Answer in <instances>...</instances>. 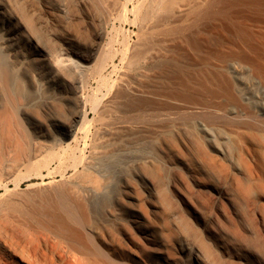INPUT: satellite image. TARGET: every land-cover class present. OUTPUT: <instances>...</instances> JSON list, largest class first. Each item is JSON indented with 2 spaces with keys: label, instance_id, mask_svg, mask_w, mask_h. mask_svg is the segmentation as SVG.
I'll use <instances>...</instances> for the list:
<instances>
[{
  "label": "rangeland",
  "instance_id": "rangeland-1",
  "mask_svg": "<svg viewBox=\"0 0 264 264\" xmlns=\"http://www.w3.org/2000/svg\"><path fill=\"white\" fill-rule=\"evenodd\" d=\"M121 1H126L129 9L127 21L122 22L118 17L124 12L123 4L117 0L7 1L11 17L22 22L24 32L14 48L25 53L29 44L34 43L43 45L41 48L50 55L70 50L87 55L89 48L95 47L99 49L98 54L90 65L102 62L106 64V70L109 68L107 73L105 70L97 75L98 80L91 79L84 91V96L90 99L85 106L87 118L91 124L94 122V127L89 125L90 122L86 127L91 132L99 131L97 137L101 141L97 140L98 153L91 159L95 164L89 163L81 169L88 171L92 167L91 172L97 168L96 172L108 179L103 184L107 191L97 200L95 212V221L100 222L96 227L100 241L104 240L106 247L113 250L112 254L138 253L144 256L147 264H156L150 256L156 249L170 256L175 264H186L181 249L188 250L193 258L207 254V264H264V0H256L263 1L260 11L251 7L253 0H241L230 8L226 18L219 12L222 10L220 2L212 7L213 17L192 16L181 2L170 14L152 13L147 22H143L146 26L143 29L141 23L136 22V14L144 0ZM209 1L197 2L200 11ZM1 2L6 4V0ZM0 36L1 41L4 37L1 28ZM196 43L201 45L196 46ZM133 49L139 53V50L144 51L138 53L140 59L133 62L134 65L130 59ZM8 50L12 59H16V53H12L10 47ZM208 51L213 53L209 58L211 61L207 58ZM123 52L130 61L124 58ZM222 53L233 55L221 62L219 56ZM259 68L262 73L257 72ZM71 69L65 72L72 74ZM200 72L218 77L223 86L229 83L230 91L238 101L226 104L221 95L194 102L184 99L197 92L193 87L200 81ZM73 74L65 77L73 82L78 73ZM31 89L35 102L37 87ZM57 90L46 88L41 100L22 109L20 118H25L22 120L24 129L16 126V115L12 116L15 121L11 123V132L20 139L19 129L21 132L26 129L22 132L25 133L22 143L26 142L28 149L31 139L41 137L54 150L48 148L53 154L46 150L45 156L44 151L38 165L44 162L40 166L51 164L55 168L58 162L55 158L62 155L64 158L60 156L62 165L58 171L64 169L70 173L73 159L77 160L79 152L75 150V158L74 147H66L70 140L63 133L70 126L68 124L72 125L73 117L79 116L80 108L66 90ZM110 91H120L114 104L110 105L114 107L102 109L105 112L97 116L92 109L94 101L105 99ZM1 97L0 109L4 107V111L6 107ZM139 98L148 109L143 113L144 117L133 111L132 102ZM119 106L125 111L124 116ZM101 114L106 119H99ZM125 114L129 118L125 119ZM3 120L1 127L5 123ZM2 131L6 134L4 129ZM53 138L60 139L56 141L62 146L53 147ZM80 138L81 135L78 139H83ZM12 143L13 147L14 141ZM0 145L1 157L6 153L8 156L13 154L10 157L14 158L21 153L17 147L16 152L10 149L7 141ZM61 148L65 150L61 152ZM28 153L25 151L20 155L25 157ZM23 169L18 172L24 173ZM109 211L112 216L107 215ZM137 217L159 240L160 247L143 242L131 225Z\"/></svg>",
  "mask_w": 264,
  "mask_h": 264
},
{
  "label": "bare ground",
  "instance_id": "bare-ground-1",
  "mask_svg": "<svg viewBox=\"0 0 264 264\" xmlns=\"http://www.w3.org/2000/svg\"><path fill=\"white\" fill-rule=\"evenodd\" d=\"M7 1L8 0H6V4L5 2L0 3V28L4 34V37L0 41V92H1L0 96H2L1 99L3 101V105L6 107L4 111L2 110V108L4 107L0 109V111L4 112L3 114L1 112L0 115H2L3 117L2 116L0 117L4 119L3 121L5 123H7L6 125L4 122H3L4 124L2 123L3 126H5V127L2 126L3 128L0 126V128H2L0 130L1 131L0 143H2L3 141H7L8 144L10 145V149L12 148L13 150H15V152L17 147L19 152H21L20 154H22L25 151L28 153V150L29 153L25 157L24 156L22 157L20 154L15 153V155L18 154L15 156L16 158L10 157L13 155L12 154L13 152H11L12 155L10 156L6 155L5 152H4L5 156L2 157L0 156V168H1L0 169V264H147L146 260H144L145 259L144 256L141 257L140 256L141 254L139 255L138 253H137L138 255L136 253L131 255L112 254L113 250L111 251L106 247V245L102 242L104 240L101 239L102 241H100L98 237L99 234L96 231L97 230L96 227L100 225L99 224L100 222L98 223L97 221H95L96 219L95 212L97 210L96 207L99 202V201L97 202V200L100 197L102 198V196H104L103 194L106 193L107 191L104 190L105 185L103 186V184L104 182L106 183L108 179L107 176H103L101 173L96 172L97 168L96 171H91V172L89 171L90 169H92L91 166H90L91 168H89L88 171L81 169V167L84 165L89 166V163L95 164V161L92 162L91 159H93L97 155L96 153H98L96 152L97 151L96 145L99 144V142H97V140L100 138L97 137L99 135V131L95 130L91 132V130L88 129V126L86 127L87 123L90 122V120L88 121L85 106L87 105L88 102L90 103V99L89 97L87 98V96H84V91L91 79H97L98 78L97 75L106 70V66H105L106 64L105 63H104L105 65L101 64L102 62H100V64L98 63V64L90 65V63L95 59V56L98 54L99 49L95 47H91L89 48V53L87 55L83 53H78L77 51H73V50L58 55H50L47 52H45L43 48H41L43 45L40 47L38 44L31 43L29 44L30 46H28V50H25L26 51L25 53L21 52L18 47L14 48V46L17 43V41H19L18 37H20L22 33H24L22 22L13 20V18L10 15L9 9L7 8L9 4V2ZM117 1L120 2L119 3L120 5L123 4L122 9H124L122 16L119 14L121 16L118 17L120 18L119 21L120 22L127 21L128 19L127 12L129 10L127 2L125 1L122 3L121 0H117ZM198 1L199 0H144V3H142L139 6L138 12L136 14V17L138 19L136 20V22L141 23L142 25L141 29H143L146 27L143 22L145 21L147 22L148 18L152 16L151 15L152 13L159 14V16L160 14H164V15L170 14L175 9H178L181 2H184V6L186 10H188L190 15L191 14L192 16L203 15L205 17H213L215 15V12L212 10V7H214V4L216 2H220L222 4V10L220 9L219 12L222 15V17L226 18L228 16V12L230 8L233 5L241 3V0H210L208 3H206V6L203 8V10L200 11L201 7L199 4H197ZM131 3L133 2L131 1ZM16 5H17V1H16ZM250 5L254 10L260 11L263 5V1L253 0L250 2ZM21 8L22 7H20L19 9ZM143 9L145 10L142 11ZM146 9H148V11ZM20 11H22V9ZM132 12H134V10ZM172 27L174 28V26ZM167 30L165 32H168ZM36 35L38 34L36 33ZM167 36H169V34ZM150 44H152V42ZM195 45L197 46L201 44L196 43ZM9 47L12 49L11 50L12 53H16V59L14 58L12 59V54L9 52L10 50H8ZM136 51L137 49L135 50L133 49L130 58L132 60L131 64L133 62L136 63V61L140 59L139 54L144 52V51L141 52V50H139L140 53ZM126 53L129 54L130 52L128 51ZM122 54L125 53L123 52ZM232 55H233L232 53L229 54L222 53L219 56L220 61L221 62L226 61L227 59L231 58ZM212 56L213 53H211L210 51L209 57H207L208 60H210L209 58H211ZM127 57L129 56L125 54L124 58L130 61ZM70 68H72L76 74L78 73L77 77L75 76L76 78L75 81L73 82L72 80L67 79L68 77L67 78L65 77L68 76V74L69 75L73 74V71L72 74H70L71 71H68L70 73L65 72ZM107 70L105 73H107ZM257 72L262 73L263 72L262 68L261 69L259 68ZM75 73L73 75H75ZM104 74L102 75L104 76ZM217 78L218 77L210 74L209 72H200V81L199 83L197 82V84L193 87V89L196 90L197 92H194L189 96H185L184 99L188 100L189 102H194V101L205 100L210 96L215 97L216 95H221L225 97L226 104H232L237 102L238 98L230 91L229 88L230 84L225 83V86H223L222 83H219ZM101 80L102 78L99 79V81ZM120 80L119 82H121ZM32 87H37V91H36L38 95L37 100L38 99L41 100L42 94L44 93L46 88L48 89V87L57 88L60 92H61V88H63L64 90L67 91L69 95H71L74 98L76 103L79 105L80 108V112L78 111L79 116L75 118L73 117L72 125L68 124L70 126H68L67 129L65 128V133H63L70 140L66 144V147L67 148L74 147L73 148L74 151L72 149V153L74 152L76 153L75 150H78L79 152L78 153L79 157L77 158V160L75 161L73 159L74 164L72 165V171L70 173L63 171L64 169L61 170L62 172L58 171V169L61 168L60 166L62 165L61 164L62 158H64V156L62 155H60L62 156V158L58 155H57L58 157L55 158L58 159L57 167L55 168H53L51 164L40 166L41 164L44 163V162L41 163L43 161L42 159L40 162L41 164L38 165L40 161V156L43 155L42 153L46 151L48 148H51V150L53 149L51 145L49 143H46V141H43L41 137H38L36 139H31L30 141L32 140L33 141L31 144H29V149H28L25 147L26 142L22 143L25 134V133L23 134L22 132H26L27 130L25 129L21 132L22 129L18 128L19 129L18 137H20V139L16 137V133L11 132L12 129L11 123L15 121V119L12 118V116L15 117L16 115V126L20 125V128H23L22 124H24V122H22V120L23 119L25 120V118H20L22 109L25 106H29L30 108V106L34 105L35 102L37 101L36 100L34 102L35 99H33L34 97L32 98V91H31ZM52 91L54 90L52 89ZM118 92L120 91L117 92L110 91L109 93H107L105 99L101 101L100 100L97 101L98 98L96 99L95 96L94 99L96 100L94 101L93 99L94 101L93 104L95 107L94 108L92 107V109H94L95 114L97 113V116L100 115V114L98 115V113L105 112L102 109L108 110L106 108L112 105V103L114 104L115 99L119 95ZM120 94L123 95V93ZM55 97L60 98L58 96ZM118 98H120V96ZM121 98L123 99V96H121ZM57 102L59 105V100L58 101L56 100V103ZM129 105L130 103L128 104V106ZM145 105L146 104L143 101V99L139 98L138 101L132 102V107H134L133 111L138 112L142 116L143 113L148 110ZM47 106L50 107L48 103ZM122 106H125V110H128L127 109L128 107L126 108V105L122 104ZM118 108H120V106ZM121 108L120 110H123ZM129 110L130 112L132 111L131 109ZM118 112L119 113L122 112L124 116V112H125L124 110ZM102 116L103 115L101 114V117H99V119L102 118ZM125 116L127 115L125 114ZM132 116H136V115L133 114ZM2 118L0 120L1 122H2ZM26 118L28 117L26 116ZM127 118L129 117L127 116L125 119ZM95 119H98V117H96ZM25 123L27 124V122ZM9 124L10 126H8ZM90 124L91 122L89 123V125ZM58 126L61 125L58 124ZM25 128L28 127L26 126ZM3 129L6 132V134H4V132L2 131ZM80 135L81 138H83L82 140L78 139ZM89 136H92V138H90ZM26 137L27 136H25V138ZM27 138L25 140H27ZM60 139L58 138L54 139L55 141L53 144L51 141L52 146L55 145V147L56 146L61 147L62 143L56 141ZM13 141H14V146L12 147ZM62 149L64 148L60 149L61 152ZM51 150H47V151H50L49 153H52ZM47 151L44 154V156L47 155ZM75 153L73 156L76 158ZM1 155L3 154L1 153ZM65 157L67 156L65 155ZM86 166L84 168H86ZM24 167L25 170L23 169ZM22 169L24 170V173L18 172L21 171ZM15 170H16V175H15L16 178L13 175V171ZM35 180L36 181L39 180V181L36 182ZM24 183H27L25 188H23ZM101 204H103V202ZM101 204L99 203L100 207ZM110 211L108 212V214L107 213L106 214L112 216ZM125 225L127 226L126 223ZM131 225L140 234L141 239L144 240L143 242L160 247L161 243L159 242L158 239H156L153 236L152 232L144 225L141 218L137 217V219H134ZM109 229H111V227ZM181 253H182L181 254L182 257L184 258V262L186 264H207L205 260L207 254H204L205 257L202 254H199L197 258H193L190 256V252L186 249H181ZM150 256L155 260L156 264H175L173 260L169 258L170 256L169 257L166 256L165 253H163V251L158 249L153 251ZM153 262L154 261H152V263Z\"/></svg>",
  "mask_w": 264,
  "mask_h": 264
}]
</instances>
